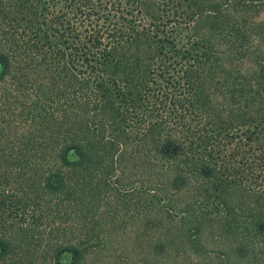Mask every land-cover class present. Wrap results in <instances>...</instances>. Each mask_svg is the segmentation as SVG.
I'll use <instances>...</instances> for the list:
<instances>
[{
  "label": "trees",
  "instance_id": "16d2710c",
  "mask_svg": "<svg viewBox=\"0 0 264 264\" xmlns=\"http://www.w3.org/2000/svg\"><path fill=\"white\" fill-rule=\"evenodd\" d=\"M135 198L264 264V0H0V264H127Z\"/></svg>",
  "mask_w": 264,
  "mask_h": 264
},
{
  "label": "rangeland",
  "instance_id": "374dc122",
  "mask_svg": "<svg viewBox=\"0 0 264 264\" xmlns=\"http://www.w3.org/2000/svg\"><path fill=\"white\" fill-rule=\"evenodd\" d=\"M167 194L165 198L171 197ZM138 199H134L130 207H114V211L110 213L108 220L118 224V228L115 234H113V240L122 244V248H126L122 254H118L127 264H144L147 261L149 264L165 263V255L169 253L170 264H208V260L198 258L197 255H203L205 252H210L205 238H200L196 241L199 246L194 249V257L189 254L177 255L176 250L181 249L179 245H174L170 252H167V246L162 241L165 238H171L175 241L177 238L176 224L174 222H168L165 217L170 215H179L177 207H146L143 202H138ZM159 201L160 198L156 197ZM137 203V204H136ZM134 204H136L134 206ZM109 214V213H108ZM164 216V217H163ZM164 229L167 230L165 233ZM189 235L193 240L196 239L197 232H189ZM165 237V238H164ZM141 244L151 245L149 249L150 253H147L141 248ZM158 251V252H157ZM164 251V256L161 255ZM160 253V254H159ZM252 262L260 261L259 257H252ZM160 262V263H159ZM169 264V263H168Z\"/></svg>",
  "mask_w": 264,
  "mask_h": 264
}]
</instances>
